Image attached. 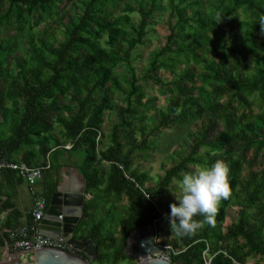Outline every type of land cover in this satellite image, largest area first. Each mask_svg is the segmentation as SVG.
Here are the masks:
<instances>
[{"label": "trees", "instance_id": "16d2710c", "mask_svg": "<svg viewBox=\"0 0 264 264\" xmlns=\"http://www.w3.org/2000/svg\"><path fill=\"white\" fill-rule=\"evenodd\" d=\"M64 1L70 0H0V21L14 20L27 36L23 46L14 38L0 40V158L40 166L48 156L51 163L65 153L82 156L78 169L94 198L84 204L75 236L98 246L90 264H136L117 236L106 235L103 219L79 233L99 200H127L119 222L124 239L144 228L161 234L159 222L168 220L173 201L162 205L157 199L185 171L224 160L231 196L220 203L215 226L169 240L177 250L171 262L247 264L253 258L264 264V0H218L209 9L202 0H141L136 6L126 3L120 13L114 9L123 0H78L80 11L68 22L58 16ZM159 8L169 11L170 34L154 51L144 78L155 80L167 95L161 107L156 97L143 99L133 64V52L146 42ZM49 19L56 24L36 31ZM120 66L127 88L116 75ZM161 70L173 78L165 82ZM113 89L123 92V106L113 103ZM113 110L118 122L101 149L105 115ZM154 111L156 118L150 115ZM140 121L146 137L137 144ZM184 121L200 122L191 150L146 186L148 175L133 168L135 154L149 149L151 136ZM220 123L223 129L216 132ZM55 190L45 193L48 205ZM234 204L240 206L238 217L225 226Z\"/></svg>", "mask_w": 264, "mask_h": 264}, {"label": "rangeland", "instance_id": "374dc122", "mask_svg": "<svg viewBox=\"0 0 264 264\" xmlns=\"http://www.w3.org/2000/svg\"><path fill=\"white\" fill-rule=\"evenodd\" d=\"M138 1L141 0H123L122 2L118 3L117 7L114 9V12L120 13L126 3H132L136 6L138 4ZM217 1L218 0H202V2L205 4L206 9L211 8ZM79 11L80 8H79L78 0L64 1L63 3L60 4L58 16L59 17L63 16L65 22H68L69 20L73 19ZM59 17H57L56 22L58 21ZM56 22H53L52 19H49L46 22H44L39 28H37L36 31L41 32L44 29L55 25ZM169 22H170V14L168 9L159 8L158 11H156L155 13L154 19L149 28V34L146 37V42L143 45L139 46L133 52V64L135 66L138 76L140 77V83L144 87L143 92L145 96L143 97V99L146 100L149 97H156L157 98L156 105L158 107H161L166 104L167 95L161 93L160 85L156 83L155 80L153 79L146 80L144 78V74L149 66L154 51H156L157 49H159L161 46L164 45L166 37L170 34V30L168 27ZM58 33L59 36H61L60 30ZM3 38H8V39L14 38L20 41L22 46L27 41V36L25 35V33H21L18 30L17 24L15 23L14 20L11 21L10 23H7L6 21L3 22L0 21V40ZM19 52L18 54H20ZM116 75L118 76V81L123 85V87L127 88L126 71L124 66H120L117 69ZM158 76L161 77L165 82L173 78V75L165 70H161ZM112 97H113V103L115 105L123 106L125 104L124 95L122 91L114 90ZM226 100L227 98L223 99V101ZM153 114L154 117L156 118L158 111L157 112L154 111L150 115L153 116ZM0 121H1V116H0ZM117 122H118V116L116 111L115 110L107 111L105 115V123L102 129L104 137H103V143L100 146L101 149L105 148L109 144V137L112 128L114 124H116ZM142 122L143 121L138 122L136 129L134 131L135 134L134 142H136L137 144H140L142 140L146 137L145 134L139 131V125ZM144 124L148 126L147 130L149 131L150 128L152 127L150 117H148L147 120H145ZM199 125H200L199 121H184L182 123L175 124L170 128L163 129L161 132H158L150 137L149 149H142L137 151V153L135 154L133 168H136L140 172H144L148 175L149 181H147L146 186L155 185L158 182L159 178L164 175L166 169L174 165L175 162H177L180 159L181 155L187 154L191 150L194 141L192 135L198 129ZM222 129H223V125L222 123H220L216 128V132ZM126 136H127L126 131H121V138L125 142L128 141ZM108 167H109V163L105 162L103 164V171L105 173L108 170ZM22 190L23 192L24 190L26 191V184H24ZM172 190H178V181L173 182ZM83 192H85L86 194L84 203L93 200L94 196L91 193L86 192L85 189L83 190ZM157 200L160 204L166 205L170 201L174 202L175 196L170 190L169 192L161 195ZM98 203H99L98 209L92 212V217L83 224V227L81 228L79 233H83V234L86 233V231L91 227L92 224H94L100 219H103L105 222L104 232L106 233V235L114 234L116 236L117 234V237L119 239V246L123 245L126 248L128 242L129 241L132 242L131 239L136 236V233L130 234L126 239H124L123 234L120 232L119 222L120 219L126 215L128 208L127 200L123 199L122 201L117 203H114L111 200H99ZM239 209L240 206L238 204H234L228 208L225 226L229 225L232 221H235L237 219L239 214ZM82 217H83V213L80 217L79 222L81 221ZM79 222L75 229V234ZM159 224H161V226L164 228L163 233L157 234L155 228L154 229L149 228V229H150V233H154L155 235V242L161 247L158 252H161V254H163V251L165 253L167 252L165 246H168L169 240H171L174 235H171V228L168 220L160 221ZM4 251L5 250L1 248L0 260L4 256ZM110 252L113 253V251ZM73 253L79 254L80 252L74 250ZM167 257L169 258L170 254H168ZM139 260H140L139 258L135 259V263L138 264ZM254 262L255 259L250 258L248 259L247 264H254ZM208 263H210V260H208Z\"/></svg>", "mask_w": 264, "mask_h": 264}, {"label": "water", "instance_id": "95a60500", "mask_svg": "<svg viewBox=\"0 0 264 264\" xmlns=\"http://www.w3.org/2000/svg\"><path fill=\"white\" fill-rule=\"evenodd\" d=\"M61 191L58 190L52 197L45 219L42 220V232L46 235L63 238L72 248L81 254L71 251L45 248L36 252H13L9 242L5 244L4 256L0 264H90L98 255V246L92 240H78L75 229L83 213L84 194L81 192L68 194L61 204ZM60 204V205H59ZM58 205V206H57ZM76 206V207H74ZM73 208H78L77 211ZM62 215V218H60ZM148 232V238H142L139 242H128L125 253L130 258H141L147 253L157 252L160 246L155 242L154 233L149 228L138 231ZM138 231L132 232L135 234ZM138 264H174L163 258H151L139 260Z\"/></svg>", "mask_w": 264, "mask_h": 264}, {"label": "crops", "instance_id": "0c3cea01", "mask_svg": "<svg viewBox=\"0 0 264 264\" xmlns=\"http://www.w3.org/2000/svg\"><path fill=\"white\" fill-rule=\"evenodd\" d=\"M82 162L81 155L69 153L54 157L52 163L49 156L46 161L41 159L40 166H46V168L43 178L33 187L15 171H0V241L4 242V246H0V252L1 248L5 250L6 236L9 239V231L29 223L28 220L32 216L33 210L31 189H35L39 194L45 196L51 187H56L54 194L58 190L61 191V204L68 194L77 192L84 194L85 201L86 194L83 190H86V180L78 169ZM24 184H26V191L23 192ZM148 236V232L138 231L131 241L137 243Z\"/></svg>", "mask_w": 264, "mask_h": 264}, {"label": "clouds", "instance_id": "9594fccd", "mask_svg": "<svg viewBox=\"0 0 264 264\" xmlns=\"http://www.w3.org/2000/svg\"><path fill=\"white\" fill-rule=\"evenodd\" d=\"M170 190L175 196L167 215L171 235L179 238L195 235L205 224L215 226L220 203L231 196L230 166L224 160L197 165L182 174L178 190Z\"/></svg>", "mask_w": 264, "mask_h": 264}, {"label": "built area", "instance_id": "2783aa9c", "mask_svg": "<svg viewBox=\"0 0 264 264\" xmlns=\"http://www.w3.org/2000/svg\"><path fill=\"white\" fill-rule=\"evenodd\" d=\"M72 144H67L66 148L70 149ZM48 167V165H47ZM46 166H29L22 161H13L6 156L0 158V171L11 170L17 172L22 178H24L30 186H34L38 181L43 178V173ZM33 197V221L31 223L22 224L18 228L9 231V245L13 252L21 254L28 252H36L45 248L61 249L74 252L72 246H70L62 237L55 238L46 235L42 232V220L45 219L49 205L44 195L39 194L35 189H31ZM62 218V215H60ZM167 252H151L139 258L140 260H148L151 258H163L171 261L173 253H177V250L173 249L171 245L165 246ZM168 254L170 257L168 258Z\"/></svg>", "mask_w": 264, "mask_h": 264}, {"label": "bare ground", "instance_id": "6f19581e", "mask_svg": "<svg viewBox=\"0 0 264 264\" xmlns=\"http://www.w3.org/2000/svg\"><path fill=\"white\" fill-rule=\"evenodd\" d=\"M60 201H61V200H60ZM74 207H76V206H74ZM73 210L77 211V210H78V208H73Z\"/></svg>", "mask_w": 264, "mask_h": 264}]
</instances>
